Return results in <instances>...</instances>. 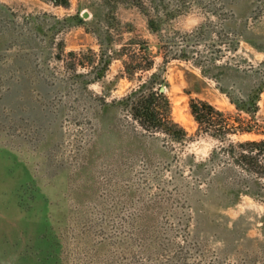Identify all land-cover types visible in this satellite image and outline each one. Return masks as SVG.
<instances>
[{
    "label": "rangeland",
    "instance_id": "obj_1",
    "mask_svg": "<svg viewBox=\"0 0 264 264\" xmlns=\"http://www.w3.org/2000/svg\"><path fill=\"white\" fill-rule=\"evenodd\" d=\"M64 2L0 0V264H264V192L227 207L215 176L243 190L252 179L225 154L212 160L226 143L190 111L194 99L236 115L194 62L264 78V0ZM138 57L131 74L124 62ZM150 62L183 144L104 106ZM259 106L264 129V93Z\"/></svg>",
    "mask_w": 264,
    "mask_h": 264
},
{
    "label": "trees",
    "instance_id": "obj_2",
    "mask_svg": "<svg viewBox=\"0 0 264 264\" xmlns=\"http://www.w3.org/2000/svg\"><path fill=\"white\" fill-rule=\"evenodd\" d=\"M57 5H66L65 0H50ZM83 22V20H82ZM142 51L145 58H154L149 46L145 43H136ZM143 57L131 63H125L127 71L133 74V66L139 69ZM106 69L109 63H105ZM194 65L200 68L203 76L209 77L219 83V89L229 99L234 106L236 115L227 114L218 109L213 104L206 101L192 99L190 102V111L198 124L199 130L212 138L226 143L223 148L215 149L212 153V160H218L222 154L232 159L242 172L249 176L252 181L250 188L243 190L241 187H225L223 178L226 175L219 174L214 178V184L218 186L217 190L220 198L230 201L228 206L235 204L239 197L244 193L252 197H258V193L264 192L261 180L264 179V137L259 140H246L241 142L231 141L232 136L237 134H257L264 136V129L258 124V114L260 111L259 102L264 93V78L256 79L246 70L231 68L225 73V76L218 78L216 74L208 70L209 65L194 62ZM156 68L155 63L145 68L147 71H153ZM217 69L225 70L222 67ZM163 68H156V71L139 82V85L129 94L120 100L113 102H104L105 108L120 107L127 112L128 118L136 129H140L146 134H160L169 139L170 142L183 144L188 140V132L183 126L176 122L172 117V103L167 94L168 82L166 80ZM127 72V73H128ZM131 74H129L131 76ZM100 77L101 74H99ZM224 78V79H222ZM227 81L223 86L222 82ZM231 85H235L231 86ZM165 88V91L161 89ZM242 116H245L243 118ZM225 145V144H224ZM204 164H199L198 172L202 173ZM224 175V176H223ZM255 191V192H254ZM264 197V196H262Z\"/></svg>",
    "mask_w": 264,
    "mask_h": 264
},
{
    "label": "water",
    "instance_id": "obj_3",
    "mask_svg": "<svg viewBox=\"0 0 264 264\" xmlns=\"http://www.w3.org/2000/svg\"><path fill=\"white\" fill-rule=\"evenodd\" d=\"M83 18H85V19L89 18V13L88 12H84ZM161 90L165 91V88H162Z\"/></svg>",
    "mask_w": 264,
    "mask_h": 264
}]
</instances>
